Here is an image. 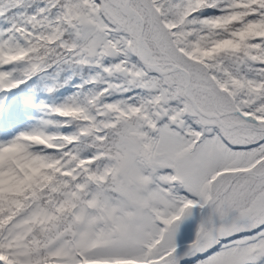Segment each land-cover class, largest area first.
Returning <instances> with one entry per match:
<instances>
[{"label":"snow or ice","instance_id":"snow-or-ice-1","mask_svg":"<svg viewBox=\"0 0 264 264\" xmlns=\"http://www.w3.org/2000/svg\"><path fill=\"white\" fill-rule=\"evenodd\" d=\"M0 264H264V0H0Z\"/></svg>","mask_w":264,"mask_h":264}]
</instances>
